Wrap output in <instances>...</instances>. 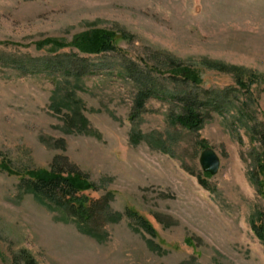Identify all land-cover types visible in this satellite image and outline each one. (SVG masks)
Returning a JSON list of instances; mask_svg holds the SVG:
<instances>
[{"label": "rangeland", "instance_id": "obj_1", "mask_svg": "<svg viewBox=\"0 0 264 264\" xmlns=\"http://www.w3.org/2000/svg\"><path fill=\"white\" fill-rule=\"evenodd\" d=\"M90 30L110 34L115 50L78 52L74 38ZM178 69L197 72L199 86L174 79ZM128 72L163 92L134 121L138 84ZM185 95L220 101L223 112L208 110L196 133L172 126V97ZM74 106L86 133H66ZM263 125L264 0H0V165L12 172L0 167V264H264L251 229L264 224V196L250 179ZM132 132L150 141L132 144ZM204 148L219 158L214 176L201 170ZM55 167L97 187L80 200L109 199L92 223L97 236L25 191L26 171Z\"/></svg>", "mask_w": 264, "mask_h": 264}, {"label": "trees", "instance_id": "obj_2", "mask_svg": "<svg viewBox=\"0 0 264 264\" xmlns=\"http://www.w3.org/2000/svg\"><path fill=\"white\" fill-rule=\"evenodd\" d=\"M111 38L112 36L105 31L90 30L76 36L71 45L82 54H98L100 52L115 50V47L111 42ZM45 44H50L57 48H64L66 46L56 41H47ZM58 64L60 63H56V65ZM59 67V70L63 74H69L73 72L77 77H80L84 71L80 67L72 68L71 66H66L64 64H60ZM172 74L174 79H181L186 84L190 83L195 87H198L200 84L199 76L197 72L193 70L178 69L172 71ZM128 75L130 78L136 80L138 84V91L134 98V108L132 109L130 116L131 121H134L135 119L139 118L142 113H144L146 101L152 97L162 98L163 92L157 91L155 88H150L145 76H140V74L137 76L135 72H128ZM237 83L243 87L240 80H237ZM172 98H174L173 100L177 101L179 105V112H173L169 114V124L193 133L198 132L204 126L207 118L209 117L208 110H214L217 113L222 114L224 109V106L220 101H200L196 96L193 95ZM53 109L57 114H61L62 108L59 104L54 105ZM64 116L66 133L83 134L87 132V121L84 119L82 113L77 109V107L74 106V108H71V110L67 111ZM150 137L151 136L145 137L140 133L132 132L130 135V142L132 144H138L143 140L150 141ZM253 139H256V141L259 142L262 152L256 154V165L254 171L250 174V179L252 180L257 192L264 196V179L262 178V174L264 173V160L262 158L264 156V125L260 130L254 131ZM151 145L163 152L161 145L157 143ZM0 167L8 173H12L6 165L1 164ZM204 176L210 177L208 174H204ZM22 181L25 191L57 208L64 209L79 226L81 225L86 228L88 235H98V232L92 228V223L95 221V217L97 215L96 211L99 208L103 207L105 211L108 212L109 199L106 196L101 202L93 204L80 200L78 198L79 193L87 190L97 189V187L90 183L86 177L74 172L64 174L60 169L55 167L50 170L40 169L26 171L22 177ZM198 181L202 187L209 190L205 180L199 178ZM127 214L130 217H137V219L140 221L142 229L151 238L155 237V232L152 226L145 219L137 216L136 213L132 211H128ZM258 215L260 218V213ZM120 219V215L108 213L106 214L105 221L118 223ZM156 219L162 225H167L160 216H156ZM251 229L258 241L264 244V224H257L255 220H252ZM186 242L190 243V239H187ZM147 244L154 250H160V247L156 245L151 239L147 240ZM26 262L27 264H34V261L31 258H28Z\"/></svg>", "mask_w": 264, "mask_h": 264}, {"label": "water", "instance_id": "obj_3", "mask_svg": "<svg viewBox=\"0 0 264 264\" xmlns=\"http://www.w3.org/2000/svg\"><path fill=\"white\" fill-rule=\"evenodd\" d=\"M199 164L203 173L216 175L219 169V158L210 148H204L199 157Z\"/></svg>", "mask_w": 264, "mask_h": 264}]
</instances>
